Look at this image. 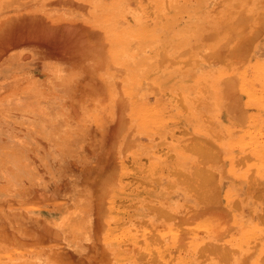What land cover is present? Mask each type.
<instances>
[{"label":"rangeland","instance_id":"rangeland-1","mask_svg":"<svg viewBox=\"0 0 264 264\" xmlns=\"http://www.w3.org/2000/svg\"><path fill=\"white\" fill-rule=\"evenodd\" d=\"M120 1L137 67L102 0H0V264H264V0Z\"/></svg>","mask_w":264,"mask_h":264},{"label":"bare ground","instance_id":"bare-ground-1","mask_svg":"<svg viewBox=\"0 0 264 264\" xmlns=\"http://www.w3.org/2000/svg\"><path fill=\"white\" fill-rule=\"evenodd\" d=\"M99 9H100V19H102V21L106 24V29H107V32L109 31L111 34H115L114 37H110L111 39H114L116 38L117 42L114 44V48L112 49V55H114V58L117 59V63L119 65H124V66H130V65H135L137 67V52L134 56V54H132L131 51H127L126 49V45H125V42L127 40V29L129 28L128 27V23H124V25H121V22L120 19L121 18V14L122 15H125V14H130L131 16V19H132V23L133 25H137L138 22H139V13L136 12L134 9H122L121 7V1L120 0H102L101 4H97ZM136 7V6H135ZM137 8V7H136ZM197 11V10H196ZM259 14V13H258ZM126 17V16H125ZM124 17V18H125ZM128 17V16H127ZM259 17H264V16H259ZM118 21V22H117ZM234 21V20H233ZM240 21V20H239ZM91 21H89L90 23ZM125 22H127L125 20ZM262 22V21H261ZM238 23V21H237ZM261 24V23H260ZM258 25V24H257ZM136 38H138V35H136ZM228 39V37H227ZM110 41V40H109ZM239 52H242V51H239ZM237 53H238V50H237ZM235 53V54H237ZM226 54V53H225ZM232 54V53H231ZM239 55V54H238ZM131 118V116H130ZM196 143V142H195ZM193 146V145H192ZM195 146V144H194ZM204 146V145H203ZM198 147V145H197ZM204 148V147H203ZM208 148V147H207ZM206 149V148H205ZM199 150V149H198ZM208 149H207V152L206 154L208 153ZM203 152V151H202ZM205 152V151H204ZM204 154V153H202ZM203 156V155H202ZM205 158H208L207 156H204ZM211 157V156H210ZM203 158V157H202ZM206 159H204L205 161ZM211 160V158L209 159ZM213 161V160H211ZM197 173V172H196ZM203 173V172H202ZM201 173V175H202ZM204 175L206 173H203ZM199 175V174H198ZM208 175L207 174V178H208ZM203 179L202 180H205L203 175H202ZM201 177V178H202ZM206 178V179H207ZM209 182V181H208ZM215 197V196H214ZM215 199V198H214ZM110 205V204H109ZM110 207V206H109ZM111 208V207H110ZM160 212V211H159ZM161 213V212H160ZM165 213V211H164ZM163 213V214H164ZM169 215V214H168ZM184 217V216H183ZM170 218V217H169ZM185 218V217H184ZM205 220V218H204ZM203 220V221H204ZM214 220V219H212ZM186 221V220H185ZM200 221V220H199ZM207 221V220H206ZM181 222V221H180ZM216 222V221H215ZM174 223V221H173ZM193 223V222H192ZM201 223H204V222H199L198 224H195L196 227L198 226L199 227V224ZM108 224V223H107ZM177 224V223H176ZM205 225V224H204ZM203 225V226H204ZM151 226H149L150 228ZM176 227H181L180 225L176 226ZM206 227V225H205ZM175 228V227H174ZM182 228V227H181ZM179 228V230L181 229ZM202 228V226H201ZM172 229V228H171ZM147 230V228H146ZM149 230V229H148ZM154 230V229H153ZM199 230V229H198ZM212 230H213V227H212ZM150 231V230H149ZM174 231V230H173ZM153 232V231H152ZM182 232V231H181ZM151 233V232H150ZM191 234V233H190ZM121 235V233H120ZM119 237V236H117ZM151 238V237H150ZM116 239V238H115ZM113 240H114V237H113ZM115 242V241H114ZM181 247V246H180ZM166 249V248H165Z\"/></svg>","mask_w":264,"mask_h":264}]
</instances>
